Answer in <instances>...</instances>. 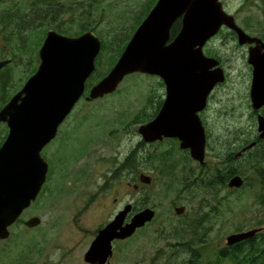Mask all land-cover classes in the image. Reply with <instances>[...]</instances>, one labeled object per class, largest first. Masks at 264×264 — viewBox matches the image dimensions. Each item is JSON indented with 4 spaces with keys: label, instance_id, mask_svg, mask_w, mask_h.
<instances>
[{
    "label": "rangeland",
    "instance_id": "1",
    "mask_svg": "<svg viewBox=\"0 0 264 264\" xmlns=\"http://www.w3.org/2000/svg\"><path fill=\"white\" fill-rule=\"evenodd\" d=\"M157 1L0 0V12L15 9L16 22L28 21V52L22 58L17 55L19 62L12 65L16 86L10 96L25 81L27 66L29 75L37 65L36 56L47 32H59L58 27L59 33L64 30L69 36L93 28L105 43L87 83L89 92L98 78L111 70L118 48L131 39L134 27ZM224 8L246 32L264 35V0H224ZM14 48L1 45L0 58L13 55ZM208 51L222 58L229 78L219 88L208 113L205 162L194 160L174 142L142 143L135 118L143 110H153L150 99L161 80L155 75L131 74L114 93L79 101L61 124L57 138L44 148L42 154L49 163L47 181L38 198L11 227L9 239L0 243V264H87L84 256L98 230L127 203L154 208L156 218L132 237L116 242L110 264H182L194 252L201 264H232L218 260L227 237L264 227V186L259 184L260 176L264 179V161L258 169L253 157L234 161L247 180L238 189L220 187L217 193L203 184L217 168H228V154L258 131L250 99L247 51L239 49L228 33L212 42ZM6 132L8 127L0 125V133ZM136 147L141 152L142 169H138L135 156L133 166L123 169L121 177L134 184L139 170L153 176L154 182L139 196L129 185L119 194L120 182L113 172L122 169L121 164ZM163 156H170V160L164 162L167 159ZM181 205L187 207L186 214L177 216L174 207ZM34 216L42 223L27 227L25 222ZM263 239L257 240L258 247L263 246Z\"/></svg>",
    "mask_w": 264,
    "mask_h": 264
},
{
    "label": "water",
    "instance_id": "2",
    "mask_svg": "<svg viewBox=\"0 0 264 264\" xmlns=\"http://www.w3.org/2000/svg\"><path fill=\"white\" fill-rule=\"evenodd\" d=\"M179 20L180 30L172 39V29ZM223 26L235 31L241 44L257 43L250 48L248 61L254 67L252 106L260 111L264 107V41L251 37L238 25L235 16L225 10L224 0H158L115 65L91 87L87 100L114 93L134 73L160 76L169 88L170 100L158 118L140 126V134L147 142L178 138L182 149H189L193 159L204 163L207 136L194 115L193 98L199 95L204 105L214 87L226 81L219 61L206 56L203 50ZM101 50L102 41L92 30L69 36L50 29L39 51L37 71L0 110V123L9 128L0 146V242L10 237V227L41 193L49 171L42 151L85 94ZM7 63L0 61V69ZM176 95L186 96L190 105L184 117L174 116V120L170 109ZM258 129L264 138L263 114L258 116ZM144 181L150 183L151 178L146 176ZM244 183L243 176L236 174L228 186L235 189ZM132 208L127 205L99 230L84 256L85 262L107 264L113 256L114 241L132 237L156 214L146 208L127 221ZM184 210L177 207L176 213L180 215ZM41 222L40 217L34 216L25 225L35 228ZM262 229L233 233L227 237V245L249 240Z\"/></svg>",
    "mask_w": 264,
    "mask_h": 264
},
{
    "label": "flooded vegetation",
    "instance_id": "3",
    "mask_svg": "<svg viewBox=\"0 0 264 264\" xmlns=\"http://www.w3.org/2000/svg\"><path fill=\"white\" fill-rule=\"evenodd\" d=\"M12 10H15V9H5V10H2L0 12V46L2 45L5 49H9L11 46L15 47L14 50H13V55H9L8 54V55L0 58V61H8V63L3 68L0 69V110L11 100V98L17 92H19L23 88L25 83L28 81V78H30L32 75H34V73L37 71V69L39 67V64H40V52H38V54L36 56L38 58L37 65H35V66L33 65L32 66L31 70H29L30 71L29 75H28V66H27V68L25 69V73H27V77H26L25 81L22 83L20 88L16 87V89H17L16 93L10 96L11 90L12 89L14 90L15 86H16V84L14 83V72L15 71L12 68V65L14 63H18L19 62V60L16 58L17 55H19L20 58H22V55H24L26 52H28L25 49L26 48V43L28 44V21L25 20L24 23L16 22L18 19H16V16L13 14L14 12ZM26 19H27V17H26ZM180 27H181V25H180ZM242 29L246 32V30L244 28H242ZM22 32L25 34V37L21 36ZM227 33L229 35V38H232L234 41H236L237 47L239 49H245L247 51V56L248 57H249L250 48L253 47V46H256V44H257L256 42L241 44L239 42L238 34L235 31L231 30L230 28H228L226 26H223L220 29V31L206 43V45L204 46V49H203L205 55L208 56V57H214V58H216L219 61V65L224 69V71L226 73V81L229 78V73H228V70L224 66L222 58L218 54H216V55L215 54H211V52L208 51V49H209V46L211 45L212 42H214L215 40L219 39L224 34L226 35ZM246 33H248V32H246ZM248 34L251 37H253V38H258V39H261V40L264 41V35H257V34L256 35H252L250 33H248ZM175 36H176V34L175 35L173 34V29H172V39ZM27 49H28V46H27ZM9 51H11V50H9ZM247 62L249 63L248 59H247ZM25 63L28 64V61H26ZM248 65H249V68H250V77H251L250 87H252L254 67L250 63ZM34 68H36L35 72H33ZM155 76H157L161 80V83H160L161 86L156 88L157 91L155 90V92L153 93V95L151 97L152 99H150V101H151L150 104H152L151 106L153 107V110L148 109L149 107H147V109L151 110V112L150 111L146 112V110H143L142 114H140L141 119H138V117H140V116L135 118V119H137L136 121H139L140 126H142L143 124H147L149 122H152L156 118H158L160 116L162 110H163L164 105L166 104V102L168 100H170L169 88L166 86L164 80L160 76H158V75H155ZM222 85H223V83H219V84H217L214 87V89L211 91V93L207 96L206 101L204 102V105H202V103H203L202 102V98L199 95L193 98L194 107H195L194 115H195L196 118L200 119V121H201V123L204 126L205 131H206V136H207L206 150H207V148L209 146V133H208V129H207L208 126L207 125L209 124V120L210 119L208 117V113H209L211 105L216 102L215 101V99L217 100L216 93L218 92L219 88H221ZM88 96H89V92L86 89V92L83 95V97L81 98V100L82 99H86L87 100ZM250 99H251V88H250ZM87 101H90V100H87ZM251 104H252V99H251ZM188 105H190V103L187 102V97L186 96H184V95H176L172 99V105H171V109H170V116H173L172 118L174 120L176 119V118H174V116H182V117H184L186 115V108L188 107ZM73 111H74V109H73ZM259 114H263L264 115V107L260 111H256L254 109V116L256 117L257 123H258ZM69 115H68V117H69ZM215 120H217V119H213V121H215ZM2 124L7 126L6 123H0V125H2ZM60 127H61V125H60ZM60 127L58 129V134H59ZM58 134H57V136H58ZM57 136L51 142H53L57 138ZM144 142H146L147 145H151V144H155V143H162V142H174L175 144H177L178 147H180V140L178 138H175V137H164L163 139H159V140H157L155 142H147L143 138L142 143H144ZM137 148H139V147H136L134 150L131 151V152H133V154H132L133 156L131 155L132 156L131 160L133 161V157H135V156L138 157V160H137V164L138 165H137V167H138V169H142L141 167H139V165L141 163V160L139 159V156H140L141 152H140V149L137 150ZM136 150H137V152H136ZM183 150H185V151H183ZM183 150H182L183 152H185V153H187L188 155L191 156V151L189 149L188 150L183 149ZM135 153H136V155H134ZM257 154L264 155V138H262L260 136L259 129H258V131H255L254 134H251L248 138H245L244 141L239 144L237 149L234 152L228 154L227 157H229V158L233 157L235 162H236L237 160H240V159L245 158L247 156L255 157V156H257ZM169 155H171V154H169ZM164 158L167 159L164 162H167V161L170 160V156H165ZM200 165L201 164H199V169L201 168ZM121 171H124V170L119 169V171L117 170V171L113 172V177H115L120 182L119 186L117 187V192L119 194H121V191L125 188V185H129V186H133V189L135 191L133 193H135V196L136 195L139 196L140 194H142L144 192V189L147 186L152 185L153 182H154V177L153 176H150V175L144 173L143 171H139L138 170V172L136 173V179H135L136 182H134V184L131 183V185H130L129 181H124L123 178L121 177L122 176L121 175ZM146 176L151 178V182L150 183H146L144 181ZM47 178H48V175H47ZM243 178L245 179L244 176H243ZM245 182H246V180H245ZM244 184H246V183H244ZM235 189H238V188H235ZM118 200H119V198L116 197L115 201H118ZM129 204H131V203H127L123 208H119L118 211L112 216L111 220H109V222L112 221L116 217V215ZM131 205H132L133 208H132V212L127 217V221H129L131 219V217L135 213H137L139 211H142V210H144L146 208H151L149 206L136 208L133 204H131ZM177 207H184L185 208L184 212L182 214H180V215L177 214L176 213V208ZM186 208L187 207L184 206V205L175 206L174 207V212H175V214L177 216H183L184 214H186V211H187ZM151 209H153L155 211V213L157 214V211L154 208H151ZM156 214H155V217L153 218V220L150 221V222L154 221V219L156 218ZM109 222H107V223H109ZM150 222H148L145 226H147ZM145 226H143V227H145ZM259 228H263V229L260 232H258L257 234H260V233L263 234L264 233V227H259ZM10 230H11V228H10ZM99 230H98V232H99ZM258 239L259 238L255 239V242H257ZM118 241H121V240L114 241V244L116 242H118ZM113 254H114V248H113ZM110 259H109L107 264H110ZM87 264H89V263H87Z\"/></svg>",
    "mask_w": 264,
    "mask_h": 264
},
{
    "label": "trees",
    "instance_id": "4",
    "mask_svg": "<svg viewBox=\"0 0 264 264\" xmlns=\"http://www.w3.org/2000/svg\"><path fill=\"white\" fill-rule=\"evenodd\" d=\"M149 11L144 15V17L141 19V21L134 27V30H136L137 27L142 23V21L145 19V17L149 13ZM180 25H181V22L179 20L175 24V26L173 27V34L174 35L177 34V32L179 31ZM58 30L60 32L59 27H58ZM90 30L94 31L95 29H93V28L83 29L79 33H77V35H80L86 31H90ZM61 33L62 34H69L68 32L66 33V31H64V30H62ZM129 39L130 38H128L122 44V46H120L118 48L117 54L113 57V59L119 58V56L122 54L125 46L127 45ZM105 48H106V46H105V43L103 41L102 42V51H104ZM35 71H36V68L33 69V72H35ZM103 76H100L97 81H99L101 78H103ZM6 136H7V132L6 133H0V146L4 142ZM132 156H129V158L126 160V162L121 164V168H122L121 170L131 168L133 166V161L131 160ZM251 160L254 161V167L256 169H258L257 165H259L260 162L264 161V155L257 154V156L253 157ZM234 161L235 160L233 157L232 158L228 157V160L226 161L229 164L228 168H226L225 170H221L220 168H217L216 170L213 171V173H211V176L209 179H206L203 181V184L206 185L207 187L211 188V189L216 190L217 193H219L218 188H220V187L227 188L228 182L231 179V177H233L235 174H240V171L238 170V168H236L234 166ZM255 161L257 163H255ZM260 177H261V181H259V184L261 187H263L264 186V179L262 176H260ZM245 180H246V178H245ZM245 183H247V180ZM260 237L264 238V233L263 234H261V233L256 234L255 237H253L249 240H245L243 242L237 243L233 246L224 247L219 252L218 260L219 261L220 260H222V261L230 260L232 262V264H264V239H263V246L262 247H258L257 243L255 242V239L260 238ZM182 264H201V263L199 262L198 254L196 252H194L193 256H191L189 259H187ZM210 264H216V263H210Z\"/></svg>",
    "mask_w": 264,
    "mask_h": 264
}]
</instances>
